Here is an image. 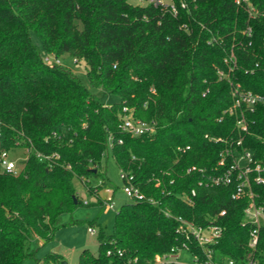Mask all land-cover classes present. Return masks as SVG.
I'll use <instances>...</instances> for the list:
<instances>
[{
	"label": "trees",
	"instance_id": "16d2710c",
	"mask_svg": "<svg viewBox=\"0 0 264 264\" xmlns=\"http://www.w3.org/2000/svg\"><path fill=\"white\" fill-rule=\"evenodd\" d=\"M237 1L166 0L163 8L150 0H0V151L31 141L49 157L41 161L33 151L19 176L0 174V264H24L36 258L34 240L55 239L61 216L82 204L75 180L90 193L91 177L105 184L100 170L109 154L146 200L123 204L109 235L92 223L99 253L83 251L80 264H155L185 245L204 262L180 218L223 228L215 261L243 264L251 256L264 264V227L250 247L255 226L244 217L250 199L233 198L236 182L208 183L223 171L218 163L228 149L264 161V105L246 114L247 133L238 128L239 112L228 114L235 85L264 96V0ZM32 32L48 56L84 61L89 84L120 102L102 103L66 67L46 64ZM124 108L154 123L155 132L125 133ZM191 166L205 174H187ZM193 189L191 205L184 197ZM253 191L264 205V185ZM36 260L64 263L57 253Z\"/></svg>",
	"mask_w": 264,
	"mask_h": 264
},
{
	"label": "built area",
	"instance_id": "2783aa9c",
	"mask_svg": "<svg viewBox=\"0 0 264 264\" xmlns=\"http://www.w3.org/2000/svg\"><path fill=\"white\" fill-rule=\"evenodd\" d=\"M244 1L247 2V0ZM150 2L159 5V7L168 8L166 0H150ZM237 3L239 4L240 0H238ZM169 7L176 15L178 12L176 6L172 3ZM44 61L50 66H53L54 63H59L58 59H56L55 62H51L49 57L44 58ZM220 74L223 75V73ZM233 89L234 105L228 110V114L234 115L235 113L237 114V112H239V118L237 122L238 128L242 132L247 133L249 126L246 114L253 113L259 105H264V96L251 91H245L242 89L240 84L235 85ZM120 128L125 133L132 136H142L155 132L154 123L135 118L133 110L129 108L123 109ZM206 138H208V135ZM215 141H222V139L218 138L215 139ZM118 143L123 144V140L120 139ZM16 145V148L13 150L0 151V174L19 176L21 173H23L25 164L28 161L31 153L35 151L31 141H23V143L18 142ZM112 145L113 142L112 138L110 137V148H112ZM237 145H241V141H239ZM17 150H23L24 154L20 157L13 158L11 153ZM189 150H191V146H187L185 148L178 147V151L182 153H186ZM35 154L41 161L49 160L48 156L40 152L35 151ZM229 156L232 157V162L230 165H227V157ZM218 167L223 168V171L212 176L210 175L208 178V183L229 186L236 182L237 189L233 195V198L240 199L242 197H248L250 199L248 207H246L244 210V217L246 223L255 226V229L251 233L250 241V247L255 248L259 240V231L264 227V205L257 204V195L253 191V186L264 185V161H256L254 159L253 153L248 150L233 152L228 149L222 154V157L218 163ZM205 171L206 170L198 168L197 166H191L186 170L187 174L201 173L202 175L205 174ZM120 179L122 181V191L130 202L138 203L144 202L146 200L145 194L136 185L135 177L132 174L120 172ZM199 184L202 185L203 182H200ZM103 187L104 183L101 180L98 185L92 186L93 194L98 198L99 201L101 200L102 206L104 208L107 207L114 210L116 207L114 203L115 192L111 188H105L106 194L110 197L108 199H102L100 197V192L103 190ZM196 193V190L193 189L191 191V196L187 195L184 197L185 201L192 205L194 203L192 197H195ZM150 202L154 204L157 203L152 199H150ZM84 204L89 205L88 202H85ZM225 214L226 212L222 211L220 216H224ZM179 221L182 223L181 230L196 241L206 258V260L201 263L199 262L198 256L193 254V264H238L234 260L230 259H223L222 262L215 261L213 248L219 243L223 235V228L220 225L211 223L206 226H197L192 222L183 220L181 218ZM90 231L94 233L93 228H91ZM183 251H189V247L185 245ZM180 252L182 251L173 249L170 255L156 257L155 264H182L180 263ZM108 255H110V252H108ZM119 255L123 256V252H119ZM128 264H139V262L138 259H134L130 260ZM243 264L257 263L253 258H251V256H249L246 262Z\"/></svg>",
	"mask_w": 264,
	"mask_h": 264
},
{
	"label": "rangeland",
	"instance_id": "374dc122",
	"mask_svg": "<svg viewBox=\"0 0 264 264\" xmlns=\"http://www.w3.org/2000/svg\"><path fill=\"white\" fill-rule=\"evenodd\" d=\"M34 44L40 49L42 57H49L51 62L56 59L48 56L42 46L41 38L38 34L31 33ZM59 63L70 70L77 76L92 92L97 94L100 101L104 104H114L120 102L117 95L104 92L101 88H93L88 81V68L84 61L79 63L70 55L61 56ZM13 158L20 157L24 154L23 150H17L11 153ZM106 176V182L103 190L100 192L102 199H108L110 196L106 194L105 188H111L114 194L115 209L103 207L98 198L88 191V188L80 179L74 182L75 190L82 204L75 206L70 212H65L61 216L62 226L56 233L55 239L47 244H43L38 240H34L32 248L36 252V258L41 259L46 254L57 253L63 257V262L67 264H80V257L83 251L88 250L93 255L99 253V242L97 239L98 227L93 228L94 233L90 231L92 223L100 224L105 234H111L114 230L115 217L121 206L129 199L122 191V181L120 179L119 168L112 156L109 154L104 160L103 167L100 170ZM91 186H96L101 181L100 177H91ZM88 202L90 205L84 204ZM180 263L193 264L194 255L189 251H182L180 254ZM35 257L25 260L24 264H38Z\"/></svg>",
	"mask_w": 264,
	"mask_h": 264
},
{
	"label": "water",
	"instance_id": "95a60500",
	"mask_svg": "<svg viewBox=\"0 0 264 264\" xmlns=\"http://www.w3.org/2000/svg\"><path fill=\"white\" fill-rule=\"evenodd\" d=\"M93 172H94V173H96V172H97V170H93ZM63 264H67V263H66V262H64Z\"/></svg>",
	"mask_w": 264,
	"mask_h": 264
},
{
	"label": "crops",
	"instance_id": "0c3cea01",
	"mask_svg": "<svg viewBox=\"0 0 264 264\" xmlns=\"http://www.w3.org/2000/svg\"><path fill=\"white\" fill-rule=\"evenodd\" d=\"M181 253V252H180Z\"/></svg>",
	"mask_w": 264,
	"mask_h": 264
}]
</instances>
